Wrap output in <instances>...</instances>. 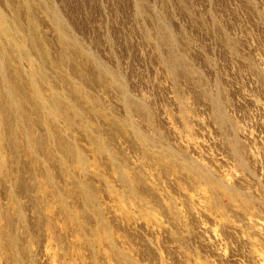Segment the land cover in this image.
Here are the masks:
<instances>
[{"label": "rangeland", "instance_id": "obj_1", "mask_svg": "<svg viewBox=\"0 0 264 264\" xmlns=\"http://www.w3.org/2000/svg\"><path fill=\"white\" fill-rule=\"evenodd\" d=\"M0 16L25 51L0 65V264H264V0Z\"/></svg>", "mask_w": 264, "mask_h": 264}, {"label": "bare ground", "instance_id": "obj_2", "mask_svg": "<svg viewBox=\"0 0 264 264\" xmlns=\"http://www.w3.org/2000/svg\"><path fill=\"white\" fill-rule=\"evenodd\" d=\"M37 3V2H36ZM38 4V3H37ZM39 6V5H38ZM42 6V5H41ZM44 6V5H43ZM54 16V15H53ZM52 16V17H53ZM4 18H5V16H3ZM3 17H1L0 16V40H2V41H4V42H2V41H0V65H1V61L2 60H5L6 61V64L8 63V68H10L11 69V67L9 66V64L11 65V63H13V61L11 62V60H13V59H11V58H13L14 56L13 55H15V54H19L20 56H21V54H25V51H23V49H24V47H23V44H22V42H17L16 40L17 39H15V36H16V34L14 35L13 34V32L12 31H14V30H17V28H13L14 30H10L8 27V25L6 24V20L3 18ZM51 19V18H50ZM30 23V22H29ZM33 23V22H32ZM53 23L55 24V25H59L60 23H58V21H57V19L56 18H53ZM30 25V24H29ZM10 28H12V27H10ZM31 28H33V27H31ZM62 29V28H61ZM58 30V29H57ZM66 31V30H65ZM162 32V31H161ZM16 33V32H15ZM63 34V33H62ZM68 34V33H67ZM162 34V33H161ZM17 35H18V33H17ZM57 35H59V34H57ZM22 36H23V34H22ZM19 37V36H18ZM27 37V36H26ZM162 38V37H161ZM28 39V38H27ZM66 39V38H65ZM69 39V38H68ZM161 40V39H160ZM165 40V39H164ZM163 40V41H164ZM167 40V39H166ZM1 42L2 43H4V44H1ZM26 42V41H25ZM29 42V41H28ZM63 42V41H62ZM67 42V41H66ZM65 42V43H66ZM70 43V42H69ZM159 43V42H158ZM161 43H163V42H161ZM25 44V43H24ZM29 45H30V42L28 43ZM61 44V43H60ZM74 44V43H73ZM172 44V43H171ZM159 45V44H158ZM161 45V44H160ZM163 45V44H162ZM167 45V44H166ZM65 46V45H64ZM69 46V45H68ZM67 46V47H68ZM73 46V45H72ZM71 47V46H70ZM73 48V47H72ZM72 48H70V49H72ZM77 48V47H76ZM76 48H75V50H76ZM62 50V49H61ZM74 50V49H73ZM72 50V51H73ZM77 51H75V53H76ZM79 52V51H78ZM173 52H174V50H173ZM74 53V52H73ZM175 53V52H174ZM26 54H28V53H26ZM63 54H64V52H63ZM66 54V53H65ZM87 54V53H86ZM72 55V54H71ZM70 55V56H71ZM174 55V54H173ZM177 55V54H176ZM13 56V57H12ZM61 56V55H60ZM66 56V55H65ZM64 56V57H65ZM68 56V55H67ZM74 55H72V57H73ZM77 55H75V57H76ZM175 56V55H174ZM174 56L170 59V66L171 67H173L174 66V64H176V63H174V62H176L177 60H176V57L174 58ZM178 56V55H177ZM17 57V56H16ZM27 57V56H26ZM25 57V58H26ZM79 57V56H78ZM169 58V57H168ZM16 59V58H15ZM14 59V60H15ZM67 59V58H66ZM179 59V58H178ZM18 60V59H17ZM17 60H15V62L17 61ZM28 60H29V57H28ZM27 60V61H28ZM61 60V59H60ZM88 60V59H87ZM89 60H91V59H89ZM180 60V59H179ZM8 61H10V62H8ZM21 61V60H20ZM19 61V62H20ZM67 61V60H66ZM182 61V60H181ZM14 62V64L16 65V63ZM40 62V61H39ZM59 62V61H58ZM61 62V61H60ZM60 62H59V64H60ZM3 63V62H2ZM29 63V62H28ZM30 63H32L31 61H30ZM35 63V62H34ZM67 63V62H66ZM17 64H18V62H17ZM37 64V63H36ZM169 64V63H168ZM32 65V64H31ZM61 65V64H60ZM167 65V64H166ZM179 65V64H178ZM14 66V65H13ZM39 66V65H38ZM182 66H184V64L182 65ZM16 67V66H15ZM20 67V66H19ZM30 67V66H29ZM96 67V66H95ZM178 67V66H177ZM0 68H1V66H0ZM14 68V67H13ZM27 68V67H26ZM43 68V67H42ZM176 68V67H175ZM3 69V68H2ZM19 69V68H18ZM17 69V70H18ZM30 69V68H29ZM100 69V68H99ZM170 69H172V68H169L168 70H170ZM12 70V69H11ZM17 70H13V71H17ZM22 70V69H21ZM21 70H19L18 72H16V73H19ZM24 70V69H23ZM3 71V70H2ZM102 71L103 70H101V72H100V75H101V73H102ZM84 72V71H83ZM104 72V71H103ZM106 72V71H105ZM4 73V72H3ZM6 73H8V72H6ZM6 73H4V74H6ZM11 73V72H10ZM13 73V72H12ZM15 73V74H16ZM27 73H28V71H27ZM99 73V72H98ZM80 74H82V73H80ZM105 74V73H104ZM107 74V73H106ZM172 74V73H171ZM3 75V74H2ZM13 75V74H12ZM17 75V74H16ZM32 75V74H31ZM83 75V74H82ZM103 75V74H102ZM18 76H22V75H20V74H18ZM18 76H15V77H18ZM10 77V76H9ZM12 77V76H11ZM20 77H18L19 79H22V78H20ZM32 77V76H31ZM31 77H29V79L31 80ZM34 77H36V76H34ZM90 77V76H89ZM2 78V77H1ZM0 78V79H1ZM12 78H14V77H12ZM11 78V79H12ZM81 78V77H80ZM99 78V77H98ZM105 78V77H104ZM110 78V77H109ZM5 79V78H4ZM17 78H15V80H16ZM27 79V78H26ZM40 79V78H39ZM83 79V78H82ZM86 79V78H85ZM13 80V79H12ZM38 80V79H37ZM43 80V79H42ZM89 80V79H88ZM87 80V81H88ZM98 80V79H97ZM96 80V81H97ZM110 80V79H109ZM108 80V81H109ZM7 81V80H6ZM11 81V80H10ZM19 81V83H21L20 82V80H18ZM18 81H16V82H18ZM86 81V80H85ZM1 83H0V86H1V84L4 82H2V81H0ZM31 82V81H30ZM82 82V81H81ZM84 82V81H83ZM12 83H14V82H12ZM31 83H33V82H31ZM35 83V82H34ZM98 83V82H97ZM101 83V82H100ZM6 84V83H5ZM7 84H9V83H7ZM83 84H85V83H83ZM102 84V83H101ZM118 84V83H117ZM108 85V84H107ZM3 86H4V84H3ZM2 86V87H3ZM21 86H22V84H21ZM79 87H80V85H78ZM117 86V85H116ZM20 87V86H19ZM108 87V86H107ZM113 87V86H112ZM11 88L12 89H10V90H12L11 92H13L14 91V93H6V97H8L10 94H17L18 92H20V91H18L17 92V88L18 87H16V85L14 86V88L11 86ZM70 88H72V87H70ZM76 88V87H75ZM19 89V88H18ZM78 89V88H77ZM3 90V89H2ZM1 90V91H2ZM5 91V90H4ZM124 91V90H123ZM6 92H7V90H6ZM21 92H23V91H21ZM18 93V94H23V93ZM26 92V91H25ZM80 92V91H79ZM27 93V92H26ZM35 93V92H34ZM33 93V94H34ZM75 93V92H74ZM78 93V92H77ZM125 93V92H124ZM5 94V93H4ZM40 93H38V95H39ZM76 94V93H75ZM35 95V94H34ZM34 95H32V97L34 96ZM125 95V94H124ZM123 95V96H124ZM11 96V95H10ZM9 96V97H10ZM18 96V95H17ZM6 97H5V99H6ZM8 97V98H9ZM19 97V96H18ZM24 97V96H23ZM29 97V96H28ZM36 97V96H35ZM80 97V96H79ZM125 97V96H124ZM1 98H3V97H1ZM19 98H21V97H19ZM34 98V97H33ZM38 98H41L40 96H37V100H39V102L41 103V101H40V99H38ZM12 99V98H11ZM10 99V100H11ZM14 100H15V98H13ZM17 99V98H16ZM55 99V98H54ZM58 99V101L60 100L59 98H57ZM127 99V98H126ZM3 100V99H2ZM6 100H8V99H6ZM21 100V99H20ZM52 100V99H51ZM4 101V100H3ZM18 101V100H17ZM25 101V100H24ZM33 101V100H32ZM35 101H36V99H35ZM34 101V102H35ZM72 101V100H71ZM77 101H78V99H77ZM125 101V100H124ZM6 102V101H5ZM21 102V101H20ZM79 102V101H78ZM126 102V101H125ZM4 103V102H3ZM8 103V102H7ZM7 103H5V104H7ZM11 103V102H10ZM10 103H8L9 105H10ZM13 103H14V101H13ZM12 103V104H13ZM38 103V102H37ZM39 103V105L40 106H37V104L36 105H34V107L36 106V107H39V109H36V108H34L35 110H39V112L38 113H40V111L41 112H44V110H45V112H47L46 111V107L44 106V103H41L40 104ZM7 104V105H8ZM15 104L16 103H14L13 105L15 106ZM18 104H19V102H18ZM6 105V106H7ZM12 105V106H13ZM22 105L24 106V104L22 103ZM57 105V104H56ZM131 105H132V103L129 105L130 107H131ZM135 105H136V103H135ZM12 106H8L9 108L10 107H12ZM16 106H17V104H16ZM126 106V105H125ZM138 106V105H137ZM4 107H5V105H4ZM3 107V108H4ZM49 107V106H48ZM128 107V106H127ZM129 107V108H130ZM218 107V106H217ZM22 108V107H21ZM28 108V107H27ZM133 108V107H132ZM140 108V107H139ZM7 109V108H6ZM135 109H136V107H135ZM218 109V108H217ZM5 109H3V111H4ZM47 110H49V108H47ZM134 110V109H133ZM8 111V110H7ZM51 112L50 113H52V110H50ZM55 111V110H54ZM135 111V110H134ZM36 112V111H35ZM34 112V113H35ZM57 112V111H56ZM132 112V111H131ZM139 112V111H138ZM5 114H6V112H4ZM37 113V112H36ZM49 112H48V115H51ZM41 114V113H40ZM47 114V113H46ZM9 115V114H8ZM11 115V114H10ZM53 115H54V113H53ZM4 116H6V115H4ZM52 116V115H51ZM8 117V116H7ZM12 117H13V115H12ZM48 117V116H47ZM46 117V118H47ZM56 117V116H55ZM43 119H44V117H43ZM53 119H55V118H53ZM220 119V118H219ZM222 119V118H221ZM6 120V119H5ZM7 120H9V118L7 119ZM6 120V121H7ZM12 120V119H11ZM10 121V120H9ZM49 121V120H48ZM47 121V122H48ZM7 124L9 123L8 121L6 122ZM28 123H29V121H28ZM32 123V122H31ZM42 123V122H41ZM120 123V122H119ZM122 123H123V121H122ZM128 123H129V121H128ZM124 125V124H123ZM113 126V125H112ZM132 126V125H131ZM114 127V126H113ZM116 127V126H115ZM127 127V126H126ZM136 127V126H135ZM8 128V127H7ZM54 128V127H53ZM118 128V127H117ZM134 128V127H133ZM132 128V129H133ZM128 129V128H127ZM119 130V129H118ZM123 130V129H122ZM121 130V131H122ZM55 131V130H54ZM134 131V130H133ZM140 131V130H139ZM123 132V131H122ZM137 132V131H136ZM136 132H134V133H136ZM58 133V132H57ZM129 133V132H128ZM60 134V133H59ZM138 134V133H137ZM136 134V135H137ZM135 135V134H134ZM140 135V134H139ZM60 137H61V134L59 135ZM136 137V136H135ZM140 137V136H139ZM146 137V136H145ZM46 138V137H45ZM147 138V137H146ZM154 138V137H153ZM43 139V138H42ZM138 139V138H137ZM152 139V138H151ZM45 140V139H44ZM43 140V141H44ZM138 142H139V139H138ZM142 142V141H141ZM150 142V141H149ZM152 142V141H151ZM140 143V142H139ZM138 143V144H139ZM147 143H148V141H147ZM142 144V143H141ZM146 144V143H145ZM149 144V143H148ZM155 145V144H154ZM138 146V145H137ZM149 146V145H148ZM151 146V145H150ZM149 146V147H150ZM140 147V146H139ZM64 148V147H63ZM141 148V147H140ZM145 148V147H144ZM143 149V147L141 148V150ZM161 149V148H160ZM164 149V148H163ZM63 150V149H62ZM162 150V149H161ZM165 150V149H164ZM66 151V150H65ZM169 152V151H168ZM162 153V152H161ZM175 154V153H174ZM163 155V154H162ZM177 155V154H176ZM175 156V155H174ZM169 158H171L170 156H169ZM191 168H193V167H191ZM195 168V167H194ZM197 169V168H196ZM196 171H198V170H196ZM192 172H195V170L194 171H192ZM200 176V175H199Z\"/></svg>", "mask_w": 264, "mask_h": 264}]
</instances>
